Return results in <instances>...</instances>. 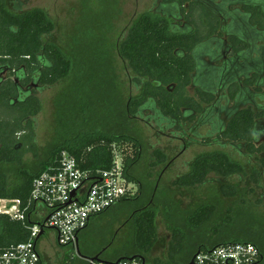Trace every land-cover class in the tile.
Here are the masks:
<instances>
[{
  "label": "trees",
  "instance_id": "16d2710c",
  "mask_svg": "<svg viewBox=\"0 0 264 264\" xmlns=\"http://www.w3.org/2000/svg\"><path fill=\"white\" fill-rule=\"evenodd\" d=\"M204 1L161 0L158 12L141 15L130 28L120 44V52L128 60L141 89L128 103L127 111L137 118L143 111L158 113L162 120L178 123L180 129L186 123L208 126L206 135H200L207 144L215 140L220 145L244 144L248 156L264 166V141L258 142L264 136V0H210L212 7ZM213 4H217V10ZM223 29L229 38L224 36ZM53 30L54 23L43 10L18 14L9 9L7 0L0 2V74L9 72L5 80L0 78L1 165L22 166L27 152L38 154L34 118L42 104L36 90L58 83L72 71L71 59L45 38ZM63 150L73 154L82 167L93 171L110 168L114 150H118L124 158L125 174L137 184L138 190L117 203L145 196L147 185H143L135 169L143 152L141 141L128 134L90 133L56 145L32 171L21 167V181L14 188H10L8 175L0 169V199H20L25 206L34 179ZM156 156L157 163L166 161L161 151ZM244 171L241 162L225 151L214 150L199 155L190 171L176 178L174 184L193 188L206 182L211 173L228 177ZM222 190L227 196L238 192L230 184ZM150 200L140 205V212L130 218L137 248L131 256L144 258L147 263L146 257L158 241V210ZM214 212L213 205H203L192 217L198 226H203ZM226 221L219 227L212 247L254 243L261 253L256 264H261L264 248L256 231L238 227L235 218ZM29 226L28 219L23 222L0 212V248L27 241ZM181 241L174 231L169 245L171 260ZM79 242L80 239L74 248L82 257L90 258L82 254ZM153 264L172 263L156 260Z\"/></svg>",
  "mask_w": 264,
  "mask_h": 264
},
{
  "label": "rangeland",
  "instance_id": "374dc122",
  "mask_svg": "<svg viewBox=\"0 0 264 264\" xmlns=\"http://www.w3.org/2000/svg\"><path fill=\"white\" fill-rule=\"evenodd\" d=\"M160 2L7 0L9 9L18 14L34 9L47 14L54 23V30L45 38L71 59L72 71L58 83L39 86L36 90L42 104L34 118L38 154L27 152L22 166L0 164V169L8 175L10 188H14L20 184L21 167L30 171L36 169L39 162L48 158L50 150L65 140L90 133L135 136L142 143V156L135 169L143 185H147L145 196L117 203L105 213L92 217L79 234L84 256L100 254L103 259L117 260L122 255L136 253L130 214L150 199L158 210V241L146 257L150 264L156 260L187 264L200 249L212 247L219 227L231 217L238 227L255 230L264 248V166L248 156L246 145H220L217 140L207 144L201 136L209 131L208 126L186 123L182 125L184 129H180L178 123L164 121L158 113L143 111L140 116L146 119L144 121L127 111L128 103L139 94L141 84L122 56L120 44L141 15L160 10ZM204 3L212 7L210 0ZM223 32L224 36L228 35L224 29ZM263 141L264 136H261L258 142ZM214 150L228 153L241 162L245 171L228 177L211 173L206 182L193 188L174 184L176 178L190 171L199 155ZM157 151L166 156L165 162L157 163ZM227 184L238 189L235 196L224 194L222 187ZM14 204L13 200H0L1 208ZM210 204L215 212L208 223L198 226L192 217L194 212ZM174 231L182 241L171 260L169 245ZM39 245L45 264H89L73 245H60L55 230H47Z\"/></svg>",
  "mask_w": 264,
  "mask_h": 264
},
{
  "label": "built area",
  "instance_id": "2783aa9c",
  "mask_svg": "<svg viewBox=\"0 0 264 264\" xmlns=\"http://www.w3.org/2000/svg\"><path fill=\"white\" fill-rule=\"evenodd\" d=\"M114 153L110 168L93 171L82 167L73 154L63 150L34 179L25 206L20 199H8L16 204L0 207V212L23 222L28 219L30 236L27 241L1 247L0 264H44L38 246L41 233L55 230L60 245L76 247L80 232L92 217L107 211L123 197L135 195L137 184L127 178L122 154L118 150ZM260 258L254 243L237 242L201 249L187 264H256ZM87 260L89 264H148L142 258L119 262L91 257Z\"/></svg>",
  "mask_w": 264,
  "mask_h": 264
},
{
  "label": "flooded vegetation",
  "instance_id": "af4514ba",
  "mask_svg": "<svg viewBox=\"0 0 264 264\" xmlns=\"http://www.w3.org/2000/svg\"><path fill=\"white\" fill-rule=\"evenodd\" d=\"M216 10H217V9H216ZM7 74H9V72L6 70V71L4 72L3 75H2V73L0 74V78H2L3 80H5V79L7 78V76H8ZM141 208H142V207H137V208H135V209L132 211V213L130 214V218L136 216V215L140 212Z\"/></svg>",
  "mask_w": 264,
  "mask_h": 264
},
{
  "label": "water",
  "instance_id": "95a60500",
  "mask_svg": "<svg viewBox=\"0 0 264 264\" xmlns=\"http://www.w3.org/2000/svg\"><path fill=\"white\" fill-rule=\"evenodd\" d=\"M42 235H43V233H41V234L39 235V238H38V239H40ZM78 254H79L80 256H82V255L80 254L79 250H78ZM136 257H138V256H131V257H129V258H130V259H133V258H136ZM91 258L99 259V258H101V257H100V255H95L94 257H91ZM122 259H123V258H119V259H117V262L121 261ZM143 260H145V259L143 258ZM191 263H192V262H191Z\"/></svg>",
  "mask_w": 264,
  "mask_h": 264
},
{
  "label": "crops",
  "instance_id": "0c3cea01",
  "mask_svg": "<svg viewBox=\"0 0 264 264\" xmlns=\"http://www.w3.org/2000/svg\"><path fill=\"white\" fill-rule=\"evenodd\" d=\"M213 9H214V10L218 9L217 4H215V5L213 4ZM228 21H229V20H228ZM228 21H227L226 23H229ZM39 240H40V239H39ZM38 246H39V249H40V251H41V248H40V245H39V241H38ZM41 254H42V252H41ZM42 256H43V254H42ZM43 260H44V257H43ZM44 264H45V260H44Z\"/></svg>",
  "mask_w": 264,
  "mask_h": 264
}]
</instances>
